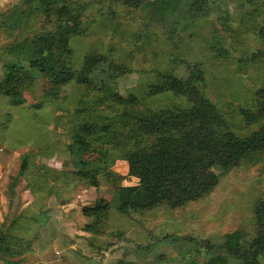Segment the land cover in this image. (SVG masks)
Listing matches in <instances>:
<instances>
[{"label": "rangeland", "instance_id": "1", "mask_svg": "<svg viewBox=\"0 0 264 264\" xmlns=\"http://www.w3.org/2000/svg\"><path fill=\"white\" fill-rule=\"evenodd\" d=\"M26 1L0 0V81L10 60L7 48L58 25L55 17L38 11L11 29L15 15L28 10ZM59 1L32 3L41 10L40 4ZM68 2L83 16L84 32L72 39L67 63L78 69L89 54L108 56L126 72L115 90L138 103L94 105L90 87L70 83L56 88L40 76L24 88L23 105L12 106L0 95V122L10 113L15 136L13 146L8 139L0 145V238L10 233L3 239L0 264H206L217 255L228 257L218 246L229 235L239 233L241 245L256 236L254 210L264 201V153L246 156L211 193L181 208L123 212L119 190L138 186L146 173L139 156L127 157L133 150L127 134L133 131V116L190 106L184 97L149 92L160 76H186L185 63L202 66L201 89L230 129L248 136L260 128L247 125L240 110L252 109L257 91L264 89V42L258 35L264 0L230 1L209 18L183 22L184 27L171 17L161 22L153 8H132L117 0ZM97 78L109 79L103 71ZM82 115L99 131L110 128L103 133L104 143L94 146L109 152L107 169L95 179L79 176L71 161L72 130ZM88 209L98 211L88 215ZM260 261L264 264V256Z\"/></svg>", "mask_w": 264, "mask_h": 264}, {"label": "trees", "instance_id": "2", "mask_svg": "<svg viewBox=\"0 0 264 264\" xmlns=\"http://www.w3.org/2000/svg\"><path fill=\"white\" fill-rule=\"evenodd\" d=\"M33 1H26L29 4L28 10H21L15 15L14 22L10 24L13 26L11 29L20 24L25 25L26 17L30 18V15L38 11L46 13L48 17H55L58 25L53 32L36 35L31 40H23L7 48L10 60L5 66L3 80L0 81V95L8 99L12 106L23 105L24 88L40 76L47 77L56 88L70 83L90 87L94 105L112 102L120 106H135L138 101L134 96L126 97L115 90L117 79L126 72L108 56L89 54L78 69L67 63L65 56L70 53L72 39L84 32L83 16L73 5L68 0H62L40 4V10L33 6ZM117 1L132 8H153V16L161 22L171 17L175 25L184 27L183 22L209 18L222 9L225 3L233 0ZM258 35L264 42V23ZM261 56L264 57V54ZM185 65L186 76H160L161 81L151 85L149 92L152 95L170 93L184 97L190 106L182 110L166 108L150 111L147 115H134L130 120L134 128L127 134L133 138V150L127 157L139 156L146 173L140 177L138 186L120 188L118 203L123 212L159 207L177 209L196 202L211 193L221 177L237 168L246 156L264 153V89L257 91L252 109L240 110L247 125L261 126L252 134L241 136L230 129L228 120L203 93L201 86L205 83V75L202 66L196 63ZM102 71L109 78L106 82L97 80ZM84 101L91 104L85 98ZM82 113H85V109H82ZM11 122L10 113L0 122V145L6 139L14 145ZM109 129V126H104L99 131V126L84 115L78 119L76 128L72 130L74 134L69 151L72 163L78 167L79 176L95 179L107 169L105 166L109 152L98 151L94 146L96 142L104 143L101 141L106 138L103 133ZM95 153L96 159H85L86 155L94 156ZM216 169L219 174L215 172ZM98 185L99 182H96L94 186ZM101 207L99 205L97 209ZM96 211L88 209L85 213L93 215ZM254 215L256 236L241 245L242 236L239 233L229 235L218 246V250L228 257L217 255L206 264H261L260 259L264 256V201L255 206ZM9 234L6 232L0 238V250L3 249L4 237H9ZM166 238L178 240L170 236ZM189 241L198 246L216 245L209 240Z\"/></svg>", "mask_w": 264, "mask_h": 264}]
</instances>
